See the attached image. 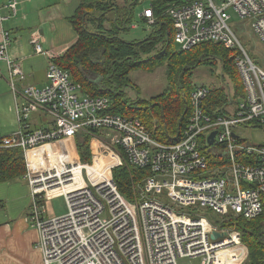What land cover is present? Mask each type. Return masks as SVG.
<instances>
[{"label": "built area", "instance_id": "2783aa9c", "mask_svg": "<svg viewBox=\"0 0 264 264\" xmlns=\"http://www.w3.org/2000/svg\"><path fill=\"white\" fill-rule=\"evenodd\" d=\"M18 3L8 0L7 15L0 7V23L16 15ZM229 8L250 20L264 44V0H172L164 12L181 50L209 41L235 49L244 87L240 99L206 107L215 86H193L186 122L171 142L154 138L138 118L112 112L107 96L84 93L37 39L34 52L50 56L46 84L19 89L17 81L26 76L7 52L9 31L1 30L0 61L16 99L18 128L0 133V146L23 150L30 187L26 222L38 231L42 264H179V259L196 257L200 264L245 262L248 247L240 231L220 222L236 216L252 219L263 210L264 142L246 140L239 129L264 127V66L254 62L229 25ZM141 16L149 26L155 24L152 6L146 4ZM38 112L48 121L32 126V114ZM81 133L90 135L95 147L90 163L82 162L75 148ZM40 145L51 150L49 158L38 162L29 151ZM213 153L220 158L214 165L209 158ZM236 153L250 159L242 161ZM124 158L149 170L134 201L117 189L112 176ZM95 163L100 167L88 173ZM56 196L64 198L66 211L47 215L44 201ZM201 208L219 215V222L213 225L194 212ZM213 231L225 234L212 238Z\"/></svg>", "mask_w": 264, "mask_h": 264}, {"label": "trees", "instance_id": "16d2710c", "mask_svg": "<svg viewBox=\"0 0 264 264\" xmlns=\"http://www.w3.org/2000/svg\"><path fill=\"white\" fill-rule=\"evenodd\" d=\"M119 1L78 0L74 14L69 17L77 32V39L61 55L52 57V61L67 70L72 80L80 84L84 93L110 97L112 112L127 117H133L130 114L137 115L154 138L171 142L184 126L189 113L188 98L193 86L188 83V76L192 74V70L200 65L212 67L220 62L222 79L225 74L232 79L236 77L237 52L220 43L209 41L186 50L179 48L178 54L171 53L169 46L173 42V27L164 12L172 0H123L122 5ZM143 1L152 6L155 24L144 38L126 40L119 35L120 30L127 29L134 5ZM232 51H235V54L230 56ZM172 55L181 57L178 58L181 70L176 74V78L171 77L169 68V86L161 94L153 96L148 102L139 99L137 105L146 103L144 107L138 108L131 104L128 106V102L121 96L124 94L123 85L129 81V72L136 68L154 71ZM87 72L96 74V78L88 77ZM239 87L241 90H238ZM243 96L242 84L237 85L233 93L226 91L224 86H215L210 90L205 103L206 107L223 106ZM171 132L175 133L174 137H171ZM75 148L82 162H91L95 147L90 135L79 134L75 139ZM218 156L213 153L209 157L210 163L214 165L220 160ZM236 156L242 161L250 159L247 154L236 153ZM26 172L27 163L22 149L0 146V182L25 179ZM148 173V168L131 165L125 158L121 165L112 169L117 189L131 201L139 198L143 179ZM261 199L263 210L255 218L236 216L220 222L223 228L240 231L242 240L248 247V258L243 264H264V193ZM213 216L216 218L215 223H218V217Z\"/></svg>", "mask_w": 264, "mask_h": 264}, {"label": "crops", "instance_id": "0c3cea01", "mask_svg": "<svg viewBox=\"0 0 264 264\" xmlns=\"http://www.w3.org/2000/svg\"><path fill=\"white\" fill-rule=\"evenodd\" d=\"M7 2L0 0L4 15L10 13ZM77 5L78 0H19L16 15L0 23V42L1 30L9 31L11 42L7 52L21 64L26 76L25 80L17 81L19 89L27 84L38 87L46 84L50 56L34 52V39L43 49L50 51L51 57L61 55L76 41L77 32L69 17ZM141 19L145 21L142 16ZM0 73V133L7 135L18 128L16 99L3 61H0ZM44 116L41 112L33 113L32 126L45 125L48 120L45 121ZM47 147L36 146L29 151V156L39 162L43 149ZM29 193L30 187L25 179L0 182V264H42L41 251L37 246L38 231L26 222Z\"/></svg>", "mask_w": 264, "mask_h": 264}, {"label": "rangeland", "instance_id": "374dc122", "mask_svg": "<svg viewBox=\"0 0 264 264\" xmlns=\"http://www.w3.org/2000/svg\"><path fill=\"white\" fill-rule=\"evenodd\" d=\"M146 2L147 1H143L134 5L131 22L127 23V29L120 30L119 35L124 39H142L148 34L151 27L146 23V21L141 19L140 16L142 9L146 6ZM119 3L122 5L123 0H120ZM227 12L230 14V18L228 20L229 25L235 31L238 37L243 40L244 45L248 48V53L250 54L251 58L254 60V62H256V64L264 66V44L258 38L257 34L253 31L250 20L240 19L230 8L227 9ZM179 50L180 49L177 44H175L174 42L170 44L169 51L171 53L174 52L178 54ZM234 54L235 51L234 53L233 51L230 52V56ZM178 58L181 59L180 56H178ZM178 58L176 55H172L168 60L165 59L163 63L156 67L154 71H146L141 68L132 69L128 74L129 81L122 87L124 94L123 96H121V98H125V101L128 102V106H130L129 104H131L132 106L138 108L144 107L146 103L137 105L139 99H143L145 101L147 100L148 102L153 96L161 94L163 90L169 86V68L171 71V77L173 79L176 78V74H178L181 70V63L179 62ZM87 76L90 78H96L97 75L92 72H87ZM235 76L236 77H233L231 79L228 75L225 74L223 77L224 79H222L221 64L220 62H218L212 67L200 65L192 70V74L188 76V83L191 86L204 85L208 88H211L212 86H224L226 91L228 90L227 86H229L231 92L233 93L237 85H243L238 71H236ZM238 90H241V87H239ZM79 94L81 93L79 92ZM130 116H133L140 120L137 115L130 114ZM48 118V116H44L45 121H47ZM239 130L241 131V135L250 142H264V127L250 126L243 127ZM174 135L175 133L171 132V137H174ZM47 148L48 149H43L42 151L41 157L43 160H46L50 157L51 147L49 146ZM101 160L104 163L107 161V158H102ZM97 167H100V164H93L88 168V173H92ZM44 205L47 209L48 215H57L66 211L65 200L62 196H56L54 198L47 199L44 201ZM194 212L198 215L205 216L213 225H216V218L213 216V213L209 209H195ZM217 219H219V215ZM178 262L179 264H200L201 257L183 258L179 259Z\"/></svg>", "mask_w": 264, "mask_h": 264}, {"label": "water", "instance_id": "95a60500", "mask_svg": "<svg viewBox=\"0 0 264 264\" xmlns=\"http://www.w3.org/2000/svg\"><path fill=\"white\" fill-rule=\"evenodd\" d=\"M214 135H215V131H213V132L208 136V141H209V143H212L213 138H214ZM224 234H225V232H217V231H213L212 234H211V237H212V238H215V237H222Z\"/></svg>", "mask_w": 264, "mask_h": 264}]
</instances>
